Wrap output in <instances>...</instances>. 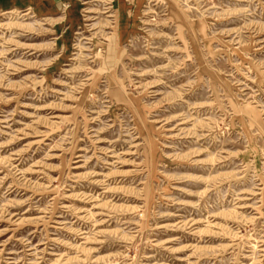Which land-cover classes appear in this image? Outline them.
I'll list each match as a JSON object with an SVG mask.
<instances>
[{
    "label": "rangeland",
    "instance_id": "1",
    "mask_svg": "<svg viewBox=\"0 0 264 264\" xmlns=\"http://www.w3.org/2000/svg\"><path fill=\"white\" fill-rule=\"evenodd\" d=\"M0 264H264V0H0Z\"/></svg>",
    "mask_w": 264,
    "mask_h": 264
},
{
    "label": "bare ground",
    "instance_id": "2",
    "mask_svg": "<svg viewBox=\"0 0 264 264\" xmlns=\"http://www.w3.org/2000/svg\"><path fill=\"white\" fill-rule=\"evenodd\" d=\"M88 11V10H87ZM5 12H7V13H12V12H14V10L12 9H10V10H7V11H5Z\"/></svg>",
    "mask_w": 264,
    "mask_h": 264
},
{
    "label": "crops",
    "instance_id": "3",
    "mask_svg": "<svg viewBox=\"0 0 264 264\" xmlns=\"http://www.w3.org/2000/svg\"><path fill=\"white\" fill-rule=\"evenodd\" d=\"M17 8V7H16Z\"/></svg>",
    "mask_w": 264,
    "mask_h": 264
}]
</instances>
